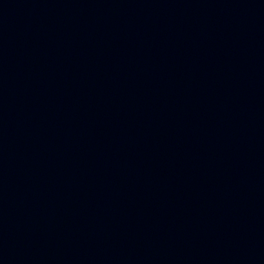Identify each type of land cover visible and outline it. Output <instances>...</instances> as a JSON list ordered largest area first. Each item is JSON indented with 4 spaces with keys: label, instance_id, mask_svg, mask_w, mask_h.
I'll list each match as a JSON object with an SVG mask.
<instances>
[{
    "label": "water",
    "instance_id": "95a60500",
    "mask_svg": "<svg viewBox=\"0 0 264 264\" xmlns=\"http://www.w3.org/2000/svg\"><path fill=\"white\" fill-rule=\"evenodd\" d=\"M0 264H264V0H0Z\"/></svg>",
    "mask_w": 264,
    "mask_h": 264
}]
</instances>
